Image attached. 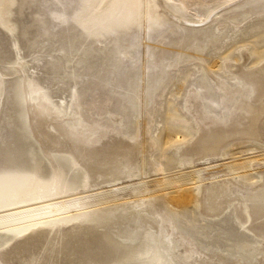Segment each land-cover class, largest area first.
Wrapping results in <instances>:
<instances>
[{"label": "rangeland", "instance_id": "1", "mask_svg": "<svg viewBox=\"0 0 264 264\" xmlns=\"http://www.w3.org/2000/svg\"><path fill=\"white\" fill-rule=\"evenodd\" d=\"M156 1L0 0V264H116L112 223L23 213L73 200L141 209L180 264H264V217L247 216L264 191V0ZM214 183L243 201L212 211Z\"/></svg>", "mask_w": 264, "mask_h": 264}, {"label": "bare ground", "instance_id": "2", "mask_svg": "<svg viewBox=\"0 0 264 264\" xmlns=\"http://www.w3.org/2000/svg\"><path fill=\"white\" fill-rule=\"evenodd\" d=\"M154 4H156V6L159 9L162 8V6H163L160 4L159 1H156V3H155V0H154ZM161 11H162V9H161ZM262 75H261V77L264 78V70H262ZM251 76L256 77V76H254V74ZM254 79H256V78H253L252 80H254ZM257 86L259 89L262 88L261 83L257 84ZM0 92H1V89H0ZM262 109H264V108H262ZM263 112H264V110L255 111L254 118L258 119L259 118L258 115L262 114ZM209 136L210 135H207L205 140H203V142L201 144L202 148H203V146L205 147V152L207 151V148H208V147L206 148V146L210 141V139H208ZM218 139H220V137H218ZM214 140H216V138H212L211 142L213 141V143H214ZM89 148H90V146H89ZM93 148H92V150H93ZM87 152H90V151H87ZM83 154L84 153H82V155ZM72 155H73V153H72ZM89 155H91V154H89ZM94 156H96V155H94ZM85 159H86V157H85ZM112 173H110V171L109 172L107 171L105 173H100V174L96 173L97 174L96 175L97 180H99V177H100L99 175L104 176V178L106 180L107 179L112 180V177H113ZM205 194H204L205 203L209 204V200L212 201V203H214V206L212 207L211 210L214 212H216L217 209H221V207L218 205L219 202L238 200L237 198L233 197L234 195L232 193V189L227 184L217 185L214 183V184H212V186L208 190L205 191ZM185 197L180 195V197H177V199L175 197V201H173V200L172 201L175 204L182 205L188 201V198L187 197L185 198ZM155 198L158 199L159 197L155 196ZM190 198L192 200L193 197H190ZM172 199H174V197ZM194 199H195V195H194L193 200ZM73 201H76V200H73ZM73 201L72 202H61L60 201L61 203L56 204V205L46 204V205L41 206L38 210H36V208H37L36 207L35 208L36 211H32L31 210L32 208L31 209L28 208L26 210H30V211H25L23 213L33 214V212H36L37 217H38L37 219L42 222V220L46 219L47 217L53 216L54 211L59 212L60 210H62L61 214L62 215L65 214V216H64L65 218L63 217L64 219H66V218L67 219L68 218L74 219V217H78V219H76L78 221H79V219H81V221L83 219H86L89 222H93V223L97 222L94 225L95 228H98V224H100V222L102 224L112 223L113 226L112 227L109 226L108 231L105 233V240H104L103 244L106 246V249H110V250H114V251H121L119 256L116 255V259L114 261V262H116V264H180L176 258H174L173 256L170 257L168 254L166 255V253L163 252L164 249H162V246L160 245V243L158 241L160 237H159V234H157L159 232L160 236H161V231L163 229H159V231L157 233L152 234V233L148 232L150 230L149 226L146 227L142 224V220L139 219V217H138L140 215L139 213L141 212V209H138L137 211H131V208H133V206H131V205H127V204L118 205L116 208H114V215L113 216H105V215L99 214L98 211L100 209L106 207L104 205L107 202H92V203H90L91 205H89L87 203L89 206H87V207L85 206L84 207L85 209L83 208L84 210L82 212H80V213L75 212L74 214H69L68 211H66V209H68L71 206H74V207L77 206V205H74L75 203ZM77 201H78V203H80L81 200H77ZM242 201H243V199H239L237 202L240 204ZM247 201L250 203L249 209L251 210L250 211L251 216H249V213H247L248 219H250L253 216V214H255V215L258 214L263 218L264 217V191L261 192L260 195H255V197H253V198L250 197ZM87 204H84V205H87ZM53 206H56L57 209L52 210ZM122 210H125V213H122ZM63 212H65V213H63ZM60 216L61 215L58 214V217H56L55 220H53V221L57 222V223H59V221L61 222L62 217H60ZM83 221H85V220H83ZM173 240L171 241V245H169V246H173V248H176L179 245V241H175V240L173 241ZM52 251H55V250H52ZM31 262H33V260ZM51 264H55V262L52 261ZM198 264H203V263L199 262Z\"/></svg>", "mask_w": 264, "mask_h": 264}]
</instances>
